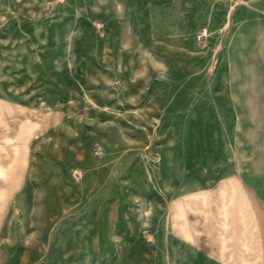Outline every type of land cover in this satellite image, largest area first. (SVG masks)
<instances>
[{"label":"rangeland","instance_id":"1","mask_svg":"<svg viewBox=\"0 0 264 264\" xmlns=\"http://www.w3.org/2000/svg\"><path fill=\"white\" fill-rule=\"evenodd\" d=\"M257 8L0 0V264H264Z\"/></svg>","mask_w":264,"mask_h":264},{"label":"crops","instance_id":"2","mask_svg":"<svg viewBox=\"0 0 264 264\" xmlns=\"http://www.w3.org/2000/svg\"><path fill=\"white\" fill-rule=\"evenodd\" d=\"M257 4V13L251 15V19L254 21L252 25L264 24V0H253Z\"/></svg>","mask_w":264,"mask_h":264}]
</instances>
